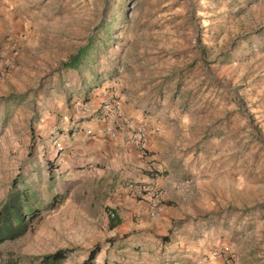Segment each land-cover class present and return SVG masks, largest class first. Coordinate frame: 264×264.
<instances>
[{
	"label": "rangeland",
	"instance_id": "374dc122",
	"mask_svg": "<svg viewBox=\"0 0 264 264\" xmlns=\"http://www.w3.org/2000/svg\"><path fill=\"white\" fill-rule=\"evenodd\" d=\"M8 4L0 32V203L26 188L40 210L25 218L24 234L0 242V264H37L57 249L71 250L59 264H81L94 246L92 264H120L102 257L114 241L106 213L115 216L116 202L131 197L129 177L58 164L59 128L80 119L76 109L92 112L103 93L153 118L166 150L191 158L170 162L172 177L186 179L180 189L204 166L203 205L168 263L264 264V0ZM87 46L76 69L61 67ZM151 162L150 173H165ZM54 194L64 198L48 209Z\"/></svg>",
	"mask_w": 264,
	"mask_h": 264
},
{
	"label": "crops",
	"instance_id": "0c3cea01",
	"mask_svg": "<svg viewBox=\"0 0 264 264\" xmlns=\"http://www.w3.org/2000/svg\"><path fill=\"white\" fill-rule=\"evenodd\" d=\"M8 1L0 0V32L6 24L8 14L5 11L9 5ZM106 95L103 93L101 97L104 98ZM119 101L117 117L101 120L97 113H93L96 107L92 114L82 113L74 125L70 122L59 128L56 139L61 150L58 154L60 157L58 164L71 168L84 167L82 170L98 175L111 173L117 177H129L135 183L144 184L146 189L161 188V210L153 216L149 214L151 209L149 202L132 196L116 202L114 217L118 223L112 229L107 226L114 236V241L108 253L103 251L102 257L107 255L110 262L120 264H123L120 260L124 258L139 260V264H169V255L176 252L177 244L181 246L182 231L188 233L191 230L189 224L198 214L196 207L203 205L204 179L200 178L199 174L204 170V166L198 163L197 168H194L197 170L196 178L189 182L188 189H180L179 186L185 183L186 179L173 178L170 166L174 163L190 164L188 161L191 158L184 159L180 150L179 153H175L176 150L173 149L170 151L173 154H170L169 150H166L169 146L167 138L155 124V120L142 116L138 111H130L124 102L120 99ZM137 131L145 134L144 147L150 157L142 156L136 150L134 138ZM110 133H114V136H110ZM149 160L158 161L157 166H162L165 173L160 175L150 173L154 165L153 162L148 163ZM196 163L194 161L193 166ZM212 186L218 188L216 183ZM144 198L148 200V197ZM190 200L195 208L190 205L191 202L188 203ZM128 218H132L135 223H127ZM178 219H183L181 227L173 226L175 231L166 233ZM187 223L188 227L183 228ZM165 235H168V238L164 239ZM138 244L141 247L135 250V245ZM148 252H151L149 256Z\"/></svg>",
	"mask_w": 264,
	"mask_h": 264
},
{
	"label": "trees",
	"instance_id": "16d2710c",
	"mask_svg": "<svg viewBox=\"0 0 264 264\" xmlns=\"http://www.w3.org/2000/svg\"><path fill=\"white\" fill-rule=\"evenodd\" d=\"M87 47L80 48L74 55L61 63V67L66 69H76L81 59L85 57ZM28 190L22 189L18 192L10 193L6 200L0 203V242L3 240L14 239L24 234L27 231V224L25 221H30L38 215L39 208H35L33 204L29 203L30 195ZM64 198L63 194H54L47 206L48 209H53ZM27 214V215H26ZM118 223L117 218H111L108 222V228L112 229ZM70 249H57L54 252L42 255L37 264H59L67 258ZM97 253V246H94L88 251L87 257L81 264H92L95 254Z\"/></svg>",
	"mask_w": 264,
	"mask_h": 264
},
{
	"label": "built area",
	"instance_id": "2783aa9c",
	"mask_svg": "<svg viewBox=\"0 0 264 264\" xmlns=\"http://www.w3.org/2000/svg\"><path fill=\"white\" fill-rule=\"evenodd\" d=\"M120 101L116 97H112L110 95H106L99 101V104L95 110L93 111L94 114H98V117L101 120H108L109 118L117 117L118 116V109H119ZM77 111L81 110L86 114H92L87 107H82L76 109ZM110 136H114V133H110ZM134 144L136 150L139 152L140 155H145V134L142 131H137L135 133ZM128 191L134 198H143L148 197V202L150 203L151 209L149 214L151 216L156 215L161 210V196L162 191L160 188L157 187H150V189H146L144 186H139L138 183H135L130 178L128 179ZM145 194V195H144ZM107 219H111L114 217L112 211L108 210L106 213ZM120 262L124 264H137L136 260L133 258H124L121 259Z\"/></svg>",
	"mask_w": 264,
	"mask_h": 264
}]
</instances>
